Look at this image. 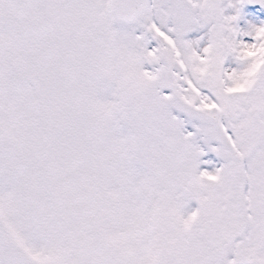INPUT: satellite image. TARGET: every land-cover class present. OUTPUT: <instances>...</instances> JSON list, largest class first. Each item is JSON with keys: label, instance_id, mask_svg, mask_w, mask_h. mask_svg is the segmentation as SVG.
Masks as SVG:
<instances>
[{"label": "snow or ice", "instance_id": "snow-or-ice-1", "mask_svg": "<svg viewBox=\"0 0 264 264\" xmlns=\"http://www.w3.org/2000/svg\"><path fill=\"white\" fill-rule=\"evenodd\" d=\"M0 264H264V0H0Z\"/></svg>", "mask_w": 264, "mask_h": 264}]
</instances>
